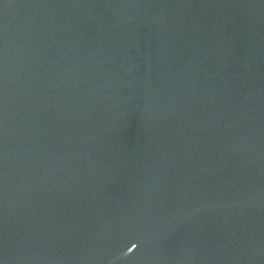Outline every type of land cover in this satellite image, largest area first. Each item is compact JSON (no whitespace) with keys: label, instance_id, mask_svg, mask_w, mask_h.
I'll return each instance as SVG.
<instances>
[{"label":"water","instance_id":"1","mask_svg":"<svg viewBox=\"0 0 264 264\" xmlns=\"http://www.w3.org/2000/svg\"><path fill=\"white\" fill-rule=\"evenodd\" d=\"M0 264H264V0H0Z\"/></svg>","mask_w":264,"mask_h":264}]
</instances>
